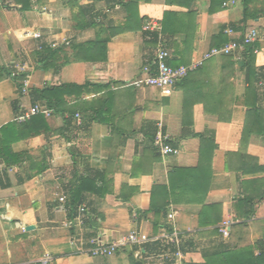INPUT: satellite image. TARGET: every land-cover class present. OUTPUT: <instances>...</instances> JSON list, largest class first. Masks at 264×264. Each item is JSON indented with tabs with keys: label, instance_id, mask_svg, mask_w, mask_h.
I'll return each instance as SVG.
<instances>
[{
	"label": "crops",
	"instance_id": "obj_1",
	"mask_svg": "<svg viewBox=\"0 0 264 264\" xmlns=\"http://www.w3.org/2000/svg\"><path fill=\"white\" fill-rule=\"evenodd\" d=\"M248 3L252 16L242 23L243 0H0V264H42L47 254L48 264H257L264 41L253 60L242 52L206 61L171 95L133 86L157 52L145 22L162 25L170 66H189L228 42L226 29L235 38L264 34V0ZM94 41L102 49L78 59L79 46ZM21 74L30 77L27 94ZM72 84L90 85L61 101L80 118L92 111L89 136L66 125L68 114L19 122L45 107L36 88ZM162 138L180 153L161 156ZM174 227L178 244L166 239ZM134 230L150 242L90 255L92 240L112 243Z\"/></svg>",
	"mask_w": 264,
	"mask_h": 264
},
{
	"label": "built area",
	"instance_id": "obj_2",
	"mask_svg": "<svg viewBox=\"0 0 264 264\" xmlns=\"http://www.w3.org/2000/svg\"><path fill=\"white\" fill-rule=\"evenodd\" d=\"M163 27L155 20H150L145 22L143 25V31L152 33L157 36V52L152 65L145 66L143 68V77L133 83L136 88H154L161 92L162 95H171L174 88L184 80L192 71H195L202 67L204 63L215 57L222 56H235L238 53H244L248 46L254 45L264 41V34L260 33L257 29H252L246 33L242 38H235L234 32L231 29H226L224 33L230 37V40L219 46L212 48L206 52L199 61L193 62L189 66L171 67L169 60L171 58L170 52L165 48L163 40ZM33 38H40V34L32 33ZM258 50H255L257 53ZM20 72L25 73L27 67L24 65H17L16 67ZM30 77L27 76L26 80L23 82L22 93L27 94L31 88ZM44 115V117L51 116V111L46 107H40L38 105L32 107L23 117H20L19 122H26L33 116ZM75 117L80 120V116L75 115ZM160 153L163 157L175 156L180 153V151L172 147L168 142L162 138L160 142ZM169 219L173 221V214L169 215ZM233 224L232 220L225 221L221 227L220 232L227 238L230 236V228ZM178 234L175 227L173 228V233L168 236L167 241L172 244H178ZM150 242V237L147 234L141 233L139 231H131L128 235L121 237L112 243H104L100 239L92 240L93 248L90 251V255L94 258H110L114 256L121 248L128 245H142ZM179 262L182 259L180 252L177 253ZM51 255L47 254L41 260L42 264H48L51 262Z\"/></svg>",
	"mask_w": 264,
	"mask_h": 264
},
{
	"label": "trees",
	"instance_id": "obj_3",
	"mask_svg": "<svg viewBox=\"0 0 264 264\" xmlns=\"http://www.w3.org/2000/svg\"><path fill=\"white\" fill-rule=\"evenodd\" d=\"M249 0H243L244 3V18L242 20V23H246L248 20H250L251 18V13L249 11ZM25 8H27L24 5ZM224 42V41H223ZM227 41L225 40L224 43H226ZM258 45L259 43H256L254 45L248 46L244 52V56L247 59H251L253 60L255 58V50L258 49ZM79 55H78V59H81V53H93V54H97V52H99L100 49H102L103 44L100 41H94V42H89L86 45H80L79 46ZM48 52L55 54L56 51L52 50V49H47ZM80 56V57H79ZM154 61V60H153ZM153 61L151 62L150 65L153 64ZM45 70V69H43ZM264 70V69H263ZM2 73V72H1ZM10 76L11 73H8ZM43 74H40V76ZM26 78V74H21L18 76L19 80H23ZM22 81V82H23ZM23 85L21 84L20 87H22ZM90 85L86 84V85H65V86H61V87H56V88H49V89H42V88H36L35 91L39 93V99L40 100H44L45 101V107L47 109H49L52 113H56V114H61L62 116H65V114H68V116H66L65 119V123L67 126H72L73 129H77L79 131H82L84 133H88V136L90 134V128H91V124L96 120L94 116H91V110L88 109H84L81 114L82 118H80L79 123H77V125H73V121L75 119V115L77 114L76 112H70V111H65L63 110V103L61 102L63 100V98L65 96H69V95H73L74 93L77 94H82L86 89H88ZM249 91H254L253 87L249 89ZM254 113H256L258 115L260 109H258L256 107V105H253V109H252ZM39 121L45 122V117L44 115H38V116H33L29 121L30 122L29 125H33L35 124V126L37 125V123ZM258 121L261 123V118L259 117ZM15 127H10L8 129L3 130V133H10L9 130H13ZM22 129V127H19V130ZM7 135V134H6ZM17 140V139H15ZM70 154L73 158L74 161H76V157H78V155L80 154V152H78L76 149L71 148L70 149ZM81 155V154H80ZM259 251H260V255L258 256L257 259V264H263L264 263V242H260L259 244Z\"/></svg>",
	"mask_w": 264,
	"mask_h": 264
}]
</instances>
